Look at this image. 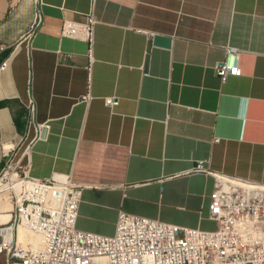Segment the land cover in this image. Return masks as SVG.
Returning a JSON list of instances; mask_svg holds the SVG:
<instances>
[{
	"label": "crops",
	"instance_id": "0c3cea01",
	"mask_svg": "<svg viewBox=\"0 0 264 264\" xmlns=\"http://www.w3.org/2000/svg\"><path fill=\"white\" fill-rule=\"evenodd\" d=\"M39 1L0 0V171L29 144L28 175L70 176L81 186L75 227L102 236L119 211L214 229V178L192 173L197 162L264 183V0H95L91 63L85 42L61 35L91 0ZM157 36L169 46L153 45ZM227 47L241 75L223 82L214 66ZM29 100L48 129L29 143L30 128L18 148Z\"/></svg>",
	"mask_w": 264,
	"mask_h": 264
},
{
	"label": "built area",
	"instance_id": "2783aa9c",
	"mask_svg": "<svg viewBox=\"0 0 264 264\" xmlns=\"http://www.w3.org/2000/svg\"><path fill=\"white\" fill-rule=\"evenodd\" d=\"M91 10L82 22L64 20L61 35L85 42L88 61L92 62L94 25ZM40 1L37 0L39 5ZM38 7L33 13V27L41 22ZM239 51L227 47L225 57L214 66L224 82L228 76H240ZM6 62L0 65V70ZM87 70L90 71L88 64ZM88 102L89 92L82 98ZM107 106L117 103L115 97L105 98ZM29 124L17 144L18 148L33 131L29 143L43 137L48 125L32 121L35 104H27ZM29 144L20 158L16 150L7 155L0 171L13 174L7 185L12 209L10 218L0 223V256L4 264H264V183L213 173L203 162H197L192 173L211 175L208 219L212 230L191 229L156 219L119 211L113 236H102L75 227L81 186L70 176L54 174L48 179L28 175L21 164ZM40 239V247L27 237L20 240L19 228Z\"/></svg>",
	"mask_w": 264,
	"mask_h": 264
},
{
	"label": "rangeland",
	"instance_id": "374dc122",
	"mask_svg": "<svg viewBox=\"0 0 264 264\" xmlns=\"http://www.w3.org/2000/svg\"><path fill=\"white\" fill-rule=\"evenodd\" d=\"M5 178H8L9 182H12L14 180V176L13 174H5L0 179V214L9 213V212H6V210L12 209V205L10 202V196H9V193L7 192L8 188H7V185L4 183ZM28 239L29 241L34 240V238H28Z\"/></svg>",
	"mask_w": 264,
	"mask_h": 264
},
{
	"label": "bare ground",
	"instance_id": "6f19581e",
	"mask_svg": "<svg viewBox=\"0 0 264 264\" xmlns=\"http://www.w3.org/2000/svg\"><path fill=\"white\" fill-rule=\"evenodd\" d=\"M18 232H19L20 240H22V238L25 239V237L34 238V240L30 241V243L40 247V239L37 236L29 234V232L25 228H21V227L19 228Z\"/></svg>",
	"mask_w": 264,
	"mask_h": 264
},
{
	"label": "water",
	"instance_id": "95a60500",
	"mask_svg": "<svg viewBox=\"0 0 264 264\" xmlns=\"http://www.w3.org/2000/svg\"><path fill=\"white\" fill-rule=\"evenodd\" d=\"M170 44V38H162V37H154L153 38V45L168 47ZM147 65V60L145 61V68Z\"/></svg>",
	"mask_w": 264,
	"mask_h": 264
}]
</instances>
